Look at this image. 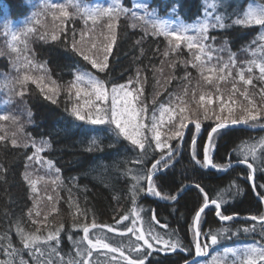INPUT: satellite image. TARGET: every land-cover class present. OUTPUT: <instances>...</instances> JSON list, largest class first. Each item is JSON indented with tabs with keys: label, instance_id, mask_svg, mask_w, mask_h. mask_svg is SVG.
<instances>
[{
	"label": "trees",
	"instance_id": "16d2710c",
	"mask_svg": "<svg viewBox=\"0 0 264 264\" xmlns=\"http://www.w3.org/2000/svg\"><path fill=\"white\" fill-rule=\"evenodd\" d=\"M121 1L125 7L133 8L132 0ZM148 1L150 9L158 10L161 16L166 15L167 10L176 3V0ZM249 1L219 0L222 4L219 12L228 17L225 23L229 26L225 29L209 30V36L215 37V40H209L207 43L214 49L223 48L224 51H214L213 60L207 62V66L216 64V57H222L223 61L227 62L230 53L235 54L237 68L240 66L246 68L248 61L260 59L258 46L264 43L259 40L262 33L260 26L232 25V20L247 9ZM214 2L216 0H208L209 4ZM38 3L39 0H0V52L3 53L0 55V99L4 94L2 77L9 75L16 57V53L7 50L9 47L7 38L11 36L9 31L22 20L23 24L27 23L31 17H34L33 13H40ZM179 3L182 4L179 15L183 20L191 22L201 17L204 0H179ZM121 17H124V21L120 20L115 29L116 40L109 56V67L104 73L94 69L95 73L105 79L120 82L126 76L136 78L139 71L141 78L148 79L146 90L150 91L149 99L155 96L154 102L166 103L168 99L170 102V99L181 96L187 88L189 90L187 99L191 98L193 90L197 100L203 91L206 94L205 102L208 98L207 94H212L214 98L212 107L219 111L218 101L215 100L217 95L215 88L206 85L198 69L193 68L190 63H184L194 59L195 50H189L187 46L181 45L177 53L170 52L169 57H164L163 53L168 49V44L163 36H153L150 32L145 35L141 27L133 28L130 13L121 14ZM45 32L48 33V39L41 40L28 36L27 49L24 48L23 43L16 47L21 50L22 60L24 57L28 58L31 53L38 65H45L51 80H55L61 86L59 96L55 97L58 102L53 104L45 99L44 94L30 81L26 86L24 102L12 108V117L19 114L24 122L21 124L15 122L9 129H16V132H19L22 137H27L29 141L34 139L37 146L42 140L50 143V147L46 148L42 154L45 161L53 162L54 167L49 169L46 164V169L53 173L54 177L50 183L42 186L41 194L33 193L24 179V174L27 171L34 175L25 165L30 164L27 157L32 155L35 149L31 143H28V147L19 143L13 145L12 133L5 135V132H0V136H5V140L0 141V261L9 260V256L3 251V247L8 243L3 239L6 235L10 238L13 247L20 250L15 259L19 261L22 258L27 261V264H34L33 258L27 250L23 249V242L17 235V221L21 222V227L27 233H34L36 228L40 227V232L37 234L41 237H46L49 231L63 224L58 251L60 257L66 261L75 256L77 248L75 242L81 240L83 236L82 228L74 224H91L94 220L98 225L117 226V221L121 217L136 211L140 215L141 230L146 231L151 228L154 234L159 233L165 239H178L181 243L180 250L176 252L161 251L162 244L156 246L151 250L147 264H181L192 258L195 253L193 218L195 211L204 203V194L195 187L197 184L204 189L209 200L217 199L218 194L222 196L221 210L225 215L239 214L257 217L264 215V199H261L264 197V187H260L264 185V163L257 159L254 164L257 169V194L254 193L250 184L249 170L246 165L236 164L224 172L203 167L202 145L206 143L208 132L216 121L214 118L203 120L202 114L199 130L195 128L194 123H188L183 139L172 141V148L180 142L174 165L166 170L162 168L161 174L154 177L161 194L171 196L179 192L177 199L175 201L160 199L146 191H141L133 203L130 191L134 183L132 176L144 174L143 169L150 168L151 163L159 158V152L150 150L144 158L145 163L142 168L135 163L139 149H134L129 141L118 137L113 130L114 126L92 125L86 122L71 123L74 118L65 112V108L70 109L72 103L68 102L64 88L74 78L75 68L82 71L93 68L88 61H84L78 53L71 50L70 35L68 37L62 35L59 40L52 41L50 35L53 33V28H45ZM59 33L65 34V32L56 34ZM89 43L91 44L90 41ZM254 51L255 55H253ZM173 63L174 68L171 66ZM236 70L233 69V76L229 77L227 82H220V89L225 98L232 91V81L234 79L238 81ZM32 71L36 72L35 69ZM103 74L106 76H102ZM186 74L189 78H186ZM205 75L208 73L205 72ZM259 75V70L254 68L253 84L247 86L251 98L257 105L264 104L259 95V90L264 88V82L258 78ZM213 78L215 79V75ZM237 87L242 92L245 86L243 82H237ZM147 94L145 93L143 97ZM159 97L161 100H157ZM235 99L238 102L243 101V97L239 95ZM24 104L27 108L26 113L22 109ZM169 105L175 107L174 104L169 103ZM232 106L237 107L236 104ZM9 109L4 107L0 115L7 113ZM29 112L31 116L28 115ZM188 114L190 120L197 118L191 113ZM224 114H227L226 110ZM235 115L239 116L240 112L237 111ZM167 126L170 127L169 124ZM21 128L22 131H20ZM263 135L264 130L253 131L245 127H229L220 130V134L214 139L215 150L212 153L214 164L231 165L243 159L240 149L245 144L258 146V141ZM15 136L19 138L18 135ZM193 137L196 138L197 159L201 161V164H196L191 156ZM92 139H95L97 143L89 151ZM257 155H260L259 147H257ZM249 161L252 162L251 157ZM55 168L60 169L58 174ZM129 169L132 171L129 172ZM140 187L146 190V181H141ZM49 196L53 197L51 201L48 199ZM70 203L72 207H69ZM47 204H52L51 209L55 207V211L49 214L45 212V215L40 213L37 216L36 212H40L41 205ZM30 209L33 210L31 217L28 215ZM153 210L155 221L152 220ZM81 212L85 215H81ZM44 216H47V219ZM133 217L130 218L133 219ZM33 221L37 223L33 224ZM156 221L159 223L157 224ZM253 225L254 232H243L244 228H251ZM125 226L131 227V222L126 221L122 227L118 226V231L115 233L108 228L90 230V238L100 237L112 246L120 247L126 255H131L135 259L136 253L132 251V248L136 236L127 233ZM224 227H227L229 232L220 238L217 245L211 247L208 256L202 258L203 261L209 256H214L215 253L219 255L226 248L264 244V236L261 235L262 230L258 221L237 218L221 222L211 206L202 214L200 228L203 233L209 231L216 233ZM121 233L125 234L121 235ZM140 243L143 242L140 241ZM100 253L99 255L96 252L93 253L92 259L96 264H110V262L126 264L119 252L110 253L102 249ZM113 256L117 258L115 261L112 260ZM52 259L55 262L57 258L54 256ZM233 259H235L233 256L227 258L228 261ZM228 261L227 264H231Z\"/></svg>",
	"mask_w": 264,
	"mask_h": 264
},
{
	"label": "snow or ice",
	"instance_id": "6c2138e0",
	"mask_svg": "<svg viewBox=\"0 0 264 264\" xmlns=\"http://www.w3.org/2000/svg\"><path fill=\"white\" fill-rule=\"evenodd\" d=\"M255 5V6H252ZM44 12H49L52 15L53 20H60V24L53 25V33L50 35L52 41H57L60 39V35L56 34L57 31L65 32L61 26L65 19H68L71 15H82L84 18L85 25L88 21H92V27L87 31H82L80 33V40H76V33L73 29L71 50L78 53L84 61H88L93 69L104 73L108 67L109 56L112 53L113 45L116 40L115 29L118 27L119 19L121 14L128 15L130 13V18L133 20L132 27H141L144 30L145 35L151 33L153 36H163L167 39L168 49L164 51V57H169L171 53H177L181 45L184 44L189 50H195V55L193 60L184 61L185 64H191L195 69H198L201 76L208 87H214L217 93L215 100L218 101L219 111H216L214 104V98L212 94H207L208 98L205 102V93L201 91L199 99L195 97V90L190 99L188 97V89L185 88L181 96L175 97V99H170V104H174L175 107H170L168 105H161L159 112V118L156 115V109L153 110L152 115L149 117L148 105L142 100L143 97V87L132 88V80H129L126 84H112L109 89L108 84L99 79L95 74L90 71H82L79 68L74 69V78L65 86L64 91L68 96V102L72 103L71 108H65L73 121L71 123L76 124V122H86L92 125H109L114 126V131L118 137H123L133 146L134 149L138 148V158L135 161L137 165L143 168L145 163L144 158L148 155L149 151L155 152L157 149L160 151L159 159H155L151 163L150 168H144V174L133 175L132 179L134 183L131 187V196L133 203L135 202V197L141 191H146L151 195L158 197L160 199H168L175 201L179 195L165 196L162 195L159 190H157L154 177L161 174V169H168L174 165L176 162V153L179 151V147L173 149L172 146L167 142L168 140H182L184 136L183 129L187 128L188 123H194L197 130L201 128L202 114L203 120H209L214 118L216 123L211 127L208 132L207 142L202 145L203 154V167H211L214 169L226 170L231 165L222 164L217 165L213 163L212 153L215 150L214 139L215 136L220 134V130L229 127L230 125L239 124H249L252 123L255 126V122L264 119V104L257 105L255 100L251 98V94L248 91L249 85L253 84V70H259V79L264 81V43L258 46V51L260 52V59H252L247 62V67L240 66L237 68V62L235 59V54L230 53L227 62L223 61L222 57H216V64L212 66H207V62L213 60L214 51H224L221 49L212 48L207 41L215 40V37L209 36L210 29H225L229 25H226L225 20L228 17L224 16L219 12V8L222 4L219 0L209 4L208 0H204V8L201 14L195 22L186 23L183 18L179 15L182 8V4L179 0H176L168 10L165 16L161 17L158 10H149L147 0H136V6L133 8L125 7L121 0H116L115 3H109L108 6L100 7H90L87 3H83V0H66L65 3H49L48 0L41 5ZM68 7L75 9L74 13L68 11ZM211 9V10H210ZM143 14H139L140 12ZM57 12L59 15H57ZM41 13H33V16H39ZM102 23L101 27L107 30L108 36H105L104 32L101 31L99 36L92 35L89 37L91 42V47L87 50L92 52L95 50L93 55L86 54L84 43L85 37L89 33H95V29L98 23ZM37 24L40 21L37 19L35 21ZM139 22V23H137ZM232 25L236 26H253L257 25L264 29V4H256V0H250V6L243 11V13L237 15V18L232 20ZM35 28L26 27L22 32H12V41L16 43H23L24 48L27 49L26 38L29 34L34 33ZM23 35L25 39L21 41L20 37ZM100 37H103L101 40ZM48 33L45 32L40 36L41 40L48 39ZM110 42H105L109 41ZM259 40L264 42V32L259 36ZM139 43V42H138ZM11 52L16 53L14 60V67L17 69L18 73L23 71L22 75H18L13 82H10L11 87L19 86L20 91L16 92V95L23 98L27 90L26 86L29 81L35 84L39 91L44 94V98L51 101L53 104L57 103V99L61 91V86L57 84L55 80H51L50 75H48V69L45 65H36L27 57L23 60L20 56V49L9 45ZM102 52V58L97 53ZM3 53L0 52V55ZM255 55V51L253 52ZM164 63L163 61L161 62ZM173 68L175 64L171 65ZM38 68L42 74L40 75H30L31 69ZM233 69L236 70V77L238 81L234 79L232 81V91L227 98L224 97L220 89V82H227L229 77L233 76ZM162 71V69L160 70ZM205 72L208 75H205ZM247 73V77H246ZM215 75V79L213 78ZM186 78L188 74H186ZM50 81V83H45V81ZM146 82V78H141L139 71L137 72V84H142ZM237 82H243L244 90L237 87ZM55 86V87H54ZM158 95V93H157ZM239 95L243 97L242 102H238L235 97ZM259 95L261 101H264V88L259 90ZM74 98V102H73ZM155 101V96L153 97ZM246 102V103H245ZM233 104L237 107L233 108ZM184 105V106H180ZM191 105H195L192 107ZM225 110L227 114L225 115ZM2 111V109H0ZM239 111L240 115L237 116L235 113ZM188 113L192 116L197 117L195 120H190ZM165 114H167V122L170 125V134H165L166 139H161L160 124L164 122ZM31 116V112L28 113ZM12 120L13 123L16 122V118L9 117L8 115H0V120L8 121ZM147 121V122H145ZM4 125L0 124V128ZM22 131V128L20 129ZM151 133L149 136L148 134ZM15 133H13V138L11 143L17 145V139H15ZM5 140V136H0V141ZM152 141L155 142V148L152 147ZM96 140L92 139L90 142L89 151L92 147L96 145ZM41 146H37V142L32 139L31 146L35 149L32 155L27 157L28 161H36L41 164L46 163L48 168L54 167L51 160L45 161L40 153L46 148L50 147L48 141H41ZM29 144H24V147H28ZM257 147H259L260 155H257ZM166 149V151H165ZM240 153L243 159L237 160V164L246 165L249 170V179H252L256 167L254 164L257 159H260L261 163H264V140L259 142V145H247L245 144L241 149ZM191 156L196 164H201V161L197 159L196 150V138L193 137L192 140V152ZM249 157H251L252 162H249ZM26 168L29 167L28 164L25 165ZM129 172L132 170L129 169ZM55 172L58 174L60 172L59 168H55ZM25 181L28 182L33 193L38 191L36 184L37 181L31 178V173L25 172ZM43 179V178H40ZM141 181H146L147 189L140 187ZM55 183V181H53ZM196 188L204 194V203L202 206L195 211L193 218V235H194V246L196 256H201L204 254L205 250L213 245H217L220 242V238L225 236L229 229L227 227L217 230L216 233L209 231L208 233H203L200 228L201 215L205 213V210L210 206L214 208L215 215L221 222L232 221L236 217L233 215H225L221 211L222 207V196L218 194L217 199L209 200L204 189L199 185H195ZM260 187H264L261 185ZM48 199L51 201L52 196ZM71 199V198H69ZM264 199V197H261ZM73 205L70 203L69 207ZM77 210L78 206H77ZM32 209L29 210V217L32 215ZM55 211V208H53ZM85 215L84 212L80 213ZM39 216L40 212H36ZM136 219H132V226L126 227V232L131 233L136 236V240L133 242L134 247L132 251L136 253V258H132L131 255H126L125 252L120 247H114L111 244L105 242L104 239L96 237L95 239L90 238V230L104 229L108 228L111 232H117L118 226L122 224L123 221L128 220L129 216H123L117 221V226L109 225H98L93 222L91 224L83 223L79 225L83 231V237L81 240L76 241V252L74 257H70L68 260H63L59 255V243H60V231L63 229V224L53 231H49L46 237H41L37 233L40 232V227H37L34 233L25 232L24 228L21 227V222L17 221L16 232L20 236L23 242V249L29 252V255L33 258L34 264H96L92 259L93 253L96 252L98 255L101 254L100 250L106 249L110 253L119 252L120 256L123 257L126 264H147L148 257L151 255V250H153L158 245H163L161 251H171L176 252L181 248V243L178 239H165L164 236L159 233H153L151 228L145 230H139L136 227L137 220L140 219L139 212H135ZM47 219V216H45ZM252 221H258L261 226V235L264 236V215L251 216ZM152 220H156L155 213L153 210ZM37 221H33L36 224ZM158 224L159 221H156ZM166 227V226H165ZM255 226L251 228H244L243 232H254ZM125 233H121L124 235ZM3 239L7 240L8 243L3 247L5 255L9 256V260L0 261V264H27L22 258L17 261L15 258L19 255V251L13 247L10 238L6 235ZM71 239V237H70ZM140 241L143 243L141 244ZM86 242V244H84ZM154 242V243H153ZM235 257L232 264H264V244L257 246L256 244H249L242 246L240 248H226L222 255L213 257L212 264H227V257ZM56 257V261L52 257ZM117 258L112 257L115 261ZM111 264V262H110ZM185 264H188L186 261ZM195 264V261L193 262Z\"/></svg>",
	"mask_w": 264,
	"mask_h": 264
},
{
	"label": "rangeland",
	"instance_id": "374dc122",
	"mask_svg": "<svg viewBox=\"0 0 264 264\" xmlns=\"http://www.w3.org/2000/svg\"><path fill=\"white\" fill-rule=\"evenodd\" d=\"M45 2V0H39V9H40V13H41V15H39V16H37L34 20H33V18L31 19H29L28 20V22L27 23H25V24H23L24 23V21L22 20V21H20V22H18L16 25H15V27L14 28H12L10 31H9V33H10V35H11V33L12 32H19V31H21V25L23 26V30L26 28V27H32V28H35L36 29V31L34 32V33H31V34H29L28 36H30L31 38H33V37H36V38H38V39H40V36L42 35V33H44V29L45 28H53V25L54 24H56V25H59L60 24V20H53V18H52V15H51V13H49V12H44V10L42 9V7H41V5L43 4ZM48 2L49 3H65L66 2V0H48ZM116 2V0H92L91 2H87V1H84L83 0V3H87L90 7H100V6H108V4L109 3H115ZM122 2V1H121ZM149 1L147 0V3H148ZM256 4H264V0H256ZM136 6V0H132V7H135ZM149 6V5H148ZM250 6V1H249V3H248V5H247V8ZM252 6H255V5H252ZM149 10H151L150 9V7H149ZM68 11L70 12V13H74L75 12V9L74 8H72V7H68ZM139 14H143V12L141 11ZM57 15H59V13L57 12ZM161 16V15H160ZM165 16V15H164ZM161 17H163V16H161ZM39 20L40 21V23L39 24H37L35 21L36 20ZM120 20H122V21H124V17H121L120 16V19H119V21ZM186 23H193V22H195L196 20H193V21H186V20H184ZM102 23H106V21H103V22H100V23H98L97 24V26H96V29H95V33H89V35L88 36H86L85 37V43H84V48H85V51H86V54H89L90 56L91 55H93V53L95 52V50H93L92 52H89V51H87L90 47H91V44L89 43V37L90 36H92V35H96V36H99V33L101 32V31H103L104 32V34H105V36H108V33H107V30L105 29V28H103V27H101V24ZM63 29H65V34H60V37L62 36V35H64L65 37H68V35H70V37L72 38V36H73V32H72V30L74 29L75 30V33H76V40L77 41H79L80 40V33L82 32V31H87L88 29H90L91 27H92V21L91 20H89L88 21V24L87 25H85V23H84V18L82 17V15H71L68 19H65L64 20V22H63V25L61 26ZM261 28V27H260ZM262 29V28H261ZM54 30V29H53ZM22 32V31H21ZM57 32H59V31H57ZM262 32H264V29H262ZM58 34V35H59ZM27 36V37H28ZM165 38V37H164ZM20 39H25V37L23 36V35H21V37H20ZM100 39L102 40L103 39V37H100ZM26 40H27V38H26ZM165 40H166V42H167V39L165 38ZM109 42V41H108ZM7 43H8V45H10V44H12L13 46H17L18 44H20V43H16V42H13L12 41V35L9 37V38H7ZM182 45H184V44H182ZM184 46H186V45H184ZM7 50L8 51H10L11 52V49H10V47H8L7 48ZM97 55H100L101 56V58H102V53L100 54V53H97ZM28 59H30L33 63H35L36 65H38L37 64V62L35 61L36 59L34 58V55H32L31 53L29 54V57H28ZM33 69H31V71L29 72V74L30 75H34V76H36V75H40V74H42L41 73V71L38 69V68H36L35 70H36V72H33L32 71ZM84 71H90V72H92L93 74H95L99 79H102V80H104L107 84H108V87H109V89L111 88V85L112 84H126L129 80H132L133 81V84L131 85V87L132 88H140V87H143V92H144V94L145 93H148L146 96H144V97H142V100H143V102L145 103V104H147L149 107H148V113H147V115L150 117L151 115H152V112H153V110L154 109H156L157 111H156V115H157V117L159 118V116H160V112H159V109H160V107H161V105H168V106H170L169 105V99L167 100V101H165L166 103H162V102H159V101H156V102H154L153 101V98H150L149 99V94H150V91L148 92V90H146V89H148L147 88V85H146V82L148 83V79L146 78V82H143L142 84H137L136 83V79H137V77L136 78H132V77H130V76H126V77H124V78H122V81H120V82H116V81H113V80H109V79H105L104 77H100L97 73H95V71H94V69H85ZM23 74V71H21L20 73H18V71H17V69L14 67V65L12 64V68H11V70H10V73H9V75L8 76H5V77H2V83H3V85H4V94L2 95V97H1V99H0V105H2L1 107H0V109H4V107H6V108H10L9 110H8V112L7 113H4L3 115H8L9 117H12V108H14V107H16L18 104H22L23 102H24V97L25 96H23V98H20V97H18L17 95H16V92H18V91H20V88H19V86L17 85V86H15V87H11L10 86V82H13L14 81V79L18 76V75H22ZM102 76H106V75H102ZM73 80V79H72ZM30 82V81H29ZM28 82V83H29ZM264 82V81H263ZM45 83H50V81H45ZM264 86V85H263ZM55 87V86H54ZM150 90H151V88H150ZM27 92H25V94H26ZM143 94V95H144ZM165 99V98H164ZM157 100H161V97H159ZM73 102H74V98H73ZM154 103H157V104H154ZM10 104H11V106H10ZM15 104V105H14ZM261 105V104H260ZM19 106H21V105H19ZM72 106V105H71ZM193 107H195V105L193 106ZM22 109H24V113H26V111H27V108H26V106H25V104L24 105H22ZM0 112H2V111H0ZM16 118V122H19L20 124H21V122H24V120H23V118H21L20 116H19V114L15 117ZM145 122H147V121H145ZM264 124V119H261V120H259L258 122H255V124L256 125H258V124ZM0 124H2V125H4V127L3 128H0V132H5L4 134L6 135V134H11L12 135V138H13V133H15L16 135H18L19 136V138H17L16 136H15V139H17V143H19V144H28V143H31V141H29V139L27 138V137H22L21 135H20V133L19 132H16L17 130L16 129H9L10 127H13V122H12V120L10 119V120H8V121H2V120H0ZM249 124H252V123H249ZM168 125V122H167V114H165V119H164V122L162 123V124H160V131H161V139L162 140H165L166 139V133L167 134H170V131H171V128L170 127H168L167 126ZM184 130H186V129H183V132L185 133V131ZM11 132V133H10ZM149 136L151 135V133H149L148 134ZM173 140H176V139H173ZM173 140H168L167 142L170 144V145H172V141ZM261 140H264V135L263 136H261L260 137V139H259V141H258V143L261 141ZM179 141V140H178ZM179 143L180 142H178V145H176V146H174V148L173 149H176L177 147H179ZM38 146H41L40 144H38ZM152 147L153 148H155V142L154 141H152ZM157 152H159V154H161L160 153V151L157 149L156 150ZM165 151H166V149H165ZM176 155H177V153H176ZM40 156L43 158V154H42V152L40 153ZM29 168L32 170V173L34 174V175H31V178L33 179V180H36L37 181V184H36V187H37V189H38V191H37V193L38 194H41L42 193V186L44 185V184H48V183H50L51 182V180H52V178L54 177V174L53 173H51L49 170H47L46 169V163H44V164H41V163H39V162H36V161H31L30 162V164H29ZM40 178H43V179H40ZM155 181V180H154ZM155 185H156V183H155ZM156 188H157V186H156ZM157 190H158V188H157ZM162 195H164V194H162ZM51 206H52V204H47V205H41V207H40V213H41V215H45V212H48V214H49V212L50 213H52L53 212V209H51ZM55 208V207H54ZM136 212V211H135ZM135 212H133L131 215H125V216H129V217H132V216H134L133 217V219H136V217H135ZM54 215V214H53ZM52 215V216H53ZM55 218H56V216H54ZM44 218H45V216H44ZM126 221H130L131 222V226H132V219L131 218H129L128 220H125V221H123L122 222V224L120 225V227H122L123 226V223L124 222H126ZM136 227H137V229H138V231L139 230H141V225H140V219H138L137 220V224H136ZM83 237V236H82ZM84 244H86V242H84ZM257 246H260L259 244H256ZM212 247V246H211ZM211 247L210 248H208V249H206L205 250V252H204V254H202V256L204 257V256H208V254H209V251H210V249H211ZM235 248H240V247H235ZM223 254V252H220V254L219 255H222ZM216 256H218V253H215L214 254V256H209V257H207L204 261H203V259L200 261V262H198L197 264H212V261H213V257H216ZM229 256H231V254H229ZM228 256V257H229ZM227 257V258H228ZM236 259V258H235ZM234 260V259H233ZM232 260V261H233ZM34 261V260H33ZM228 261V260H227ZM232 261H228L229 263H231L232 264Z\"/></svg>",
	"mask_w": 264,
	"mask_h": 264
},
{
	"label": "water",
	"instance_id": "95a60500",
	"mask_svg": "<svg viewBox=\"0 0 264 264\" xmlns=\"http://www.w3.org/2000/svg\"><path fill=\"white\" fill-rule=\"evenodd\" d=\"M236 126L237 127H245L247 129H250V130H253V131L264 130V124H258V125L255 124V126H253V124H247V125H245V124H239V125H230L229 127H236ZM206 142H207V140H206ZM236 164H237V161L233 162L231 164V166L236 165ZM212 169L213 170H219V171H222V172H224V171L227 170V169L226 170H221V169H214V168H212ZM250 184H251V186L253 188L254 193L257 194V189H256V184H255V174H254L253 178L250 179ZM263 202H264V200H263ZM230 215H233L234 217H236L235 219H237V218L250 219L251 216H254V215H244V216H240L239 214H230ZM179 250L180 249H178L177 251H179ZM200 259H201V256H196V254H194V256L192 258H190V259H188L186 261L188 262V264H193L194 261L196 263ZM186 261L182 262L181 264H185Z\"/></svg>",
	"mask_w": 264,
	"mask_h": 264
},
{
	"label": "bare ground",
	"instance_id": "6f19581e",
	"mask_svg": "<svg viewBox=\"0 0 264 264\" xmlns=\"http://www.w3.org/2000/svg\"><path fill=\"white\" fill-rule=\"evenodd\" d=\"M255 167V166H254ZM215 171H219V170H215Z\"/></svg>",
	"mask_w": 264,
	"mask_h": 264
}]
</instances>
